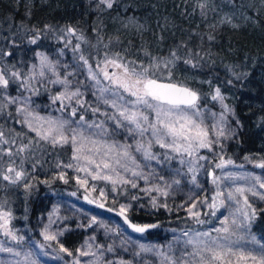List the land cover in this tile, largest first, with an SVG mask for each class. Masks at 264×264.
<instances>
[{"label":"rangeland","instance_id":"obj_1","mask_svg":"<svg viewBox=\"0 0 264 264\" xmlns=\"http://www.w3.org/2000/svg\"><path fill=\"white\" fill-rule=\"evenodd\" d=\"M178 2L154 0L146 14L158 18L159 11L172 12ZM252 2L184 0L181 10L187 3L188 10L196 9L203 24L232 25L249 20L248 12L257 10ZM257 4V7L264 6V3ZM135 24L136 20L125 19L123 27ZM49 32L28 36L27 44L22 47L26 54H18L24 56L21 62L13 64L8 49H0V55L5 54L2 61L6 65L0 75L8 83L14 80L18 84L14 95L2 94L1 101L4 106L12 107L14 120L23 130L22 136L32 137L28 136L27 140H35L55 153L65 150L62 158L54 154V166L62 172H72L83 194L80 199L85 202L74 195L54 193L48 213L39 219L38 227L31 228L17 224L19 216L0 202V248L12 249V252L0 251V264H209L210 261L221 264L211 260L209 248L224 252L231 248L237 254L259 256L264 236L256 231L254 222L258 211L264 208V187H261L264 162L247 164L225 155L226 145L235 136L234 111L227 95L205 80L203 83L209 91L198 94L196 108L187 110L189 114L198 113L194 118L208 131L209 147H198L195 141L189 147V142L184 140L173 143L170 137L158 138L149 128V124L157 123L156 112L144 104H135L136 98L118 86L116 79L122 77L123 68L112 64L113 58H104L94 67L88 59L86 40L79 32L70 28ZM0 38L4 41V37ZM161 66L152 64L143 68L149 69L151 79L171 81L167 66ZM105 71L113 79L105 78ZM217 89L219 97L213 99ZM41 95L49 96V102H42ZM147 99L149 103H156ZM125 108L146 115L148 122L141 121V125L148 130L141 134L135 124L124 120L120 112ZM47 121L64 123L63 132L70 142L53 144L51 138L42 139L33 129L44 132ZM74 134L76 144L71 143ZM6 143L14 141L0 135V148ZM29 144L26 142L24 148ZM81 145V151L77 152L76 148ZM76 156L80 159H74ZM258 164L259 168H255ZM11 168L14 171L7 176L13 179L21 169ZM118 189L122 190L123 197H130L120 204L123 212L135 201L145 203L149 209L181 207L195 225L185 229L168 228L160 234V239L151 238L146 233L136 235L109 213L85 205L86 202L103 204ZM225 220L227 225L222 224ZM72 222L74 227L85 231L74 253L68 249L61 251L62 246L57 243ZM225 226L228 232L217 231ZM9 232L16 239L6 234ZM45 234L56 239L46 240ZM16 252L20 255H14ZM229 260L232 264H254L251 259L238 260L231 253L225 256L224 264Z\"/></svg>","mask_w":264,"mask_h":264},{"label":"trees","instance_id":"obj_2","mask_svg":"<svg viewBox=\"0 0 264 264\" xmlns=\"http://www.w3.org/2000/svg\"><path fill=\"white\" fill-rule=\"evenodd\" d=\"M95 1L0 0V37H4V41L0 38V49H8L13 64L21 62L24 56L18 54H26L22 47L29 35L70 28L85 38L90 52L88 59L94 67L104 58L138 69L152 64L160 67L163 62L161 67L167 66L172 82L186 85L198 94L209 91L203 83L207 80L227 95L233 107L235 136L226 145L227 158L231 156L247 164L264 162V6L257 7L264 0H253L257 10L248 12L249 20L232 25L201 23L196 9L188 10V2L181 10L184 0H179L172 12L159 11L158 18L146 14L154 0H116L111 8ZM125 19L136 20L135 26L124 28ZM4 56L0 55V70L6 67L2 61ZM17 85L14 80L7 87L0 85V133L1 137L14 141L0 148V202L19 216L17 224L31 228L38 227L39 219L48 213L54 193L79 199L83 194L71 171L62 172L54 166L55 156L62 158L65 150L55 153L35 140H27L28 136L32 137L22 136L23 130L14 120L12 107L2 104V94L14 95ZM41 99L49 102L50 98L41 95ZM26 142L30 144L24 148ZM13 166L21 169L24 177L12 179L8 175L9 179L5 180L3 177L10 174L8 169ZM127 196L130 195L127 193ZM127 199L130 197H123L122 190L118 189L103 204L120 210V204ZM130 203L125 213L137 224H150L151 229L145 235L151 238L160 239V234L168 228L185 229L195 225L184 208L149 209L140 201ZM85 205L98 211L97 203ZM73 224L70 223L69 230L57 243L74 253L85 231ZM254 227L264 236V208L258 211Z\"/></svg>","mask_w":264,"mask_h":264},{"label":"snow or ice","instance_id":"obj_3","mask_svg":"<svg viewBox=\"0 0 264 264\" xmlns=\"http://www.w3.org/2000/svg\"><path fill=\"white\" fill-rule=\"evenodd\" d=\"M101 2L105 3L108 8H111L113 6V0H101ZM201 7H203V5H201ZM34 42L35 41H33V43ZM111 63L116 67L123 68L122 77L116 79L118 86L125 92H128L131 96L136 98L134 101L135 104H144L145 106H147L148 108H152L156 112L157 123L149 124V128L152 129V134L154 136H157L158 138L160 136L170 137L173 143L178 140H184L186 142H189V147H191V142L193 141L197 143L198 147L210 146L211 142L208 140V131L202 128L194 118L196 115H198V113L194 112L189 114V112L187 111L188 109H195L197 106L196 102L198 100V97L194 91H191L188 88L177 87L175 84L171 83H158L157 80L148 77V68H143L142 71L138 72L135 68L130 69L127 65L116 64L115 61H111ZM104 76L107 79H113V77L109 76L106 71L104 72ZM93 78L95 79L94 75ZM0 85L4 87H7L8 85V81L3 78V75H0ZM72 95H79V93H73ZM217 97H219V89L216 90V96H214L213 99H216ZM147 98H151V100L155 101L156 103H149V100ZM166 105L168 107H165ZM113 106H116L115 103H113ZM120 115L124 120L135 124L136 128L140 129L141 134H143L144 131L148 130L147 128H143L141 125V121H144L145 123L148 122V117L146 115L135 111L129 112L127 108L123 109L120 112ZM47 124L48 128L44 132H40L37 129L33 130L37 131V134L40 135L42 139L48 140L49 138H51V142L53 144L59 143L60 141H63L64 143L70 142L69 137L65 136L63 132L64 123L57 124V122L55 121H47ZM29 127H31V125H29ZM220 134L223 135L222 132ZM0 135H2V133H0ZM80 135L82 136V133ZM57 137H59V140L57 139ZM71 143L76 144V134L71 137ZM82 146L83 145L77 147L76 151L80 152ZM161 146L165 145L162 144ZM20 150L23 151L24 149L21 148ZM84 158L87 159V157ZM74 159H80V157L76 156L74 157ZM89 162L91 163L94 161ZM68 166L70 167L71 165ZM104 166L108 167L107 164H105ZM97 167H99V165H97ZM261 167H264V165H261ZM8 171L12 172L14 171V169L9 168ZM21 175L22 173L17 172V179L20 178ZM3 178L5 180L9 179L7 175H5ZM102 178L108 179L109 177ZM133 187H135V185H133ZM261 187H264V184H262ZM6 223L7 221H5V224ZM233 223H235V221H233ZM222 224L227 225V220L222 221ZM131 227L136 232H144L146 230L145 227H140L137 225H131ZM221 230L224 232H228V227L225 226L222 229H217V231ZM6 234L11 235L13 239H16V237L12 233L9 232ZM45 239L55 240L56 237L53 235L45 234ZM208 250L212 252L211 260L220 261L221 264H224V258L229 253L237 256L238 260L247 261L248 259H251L254 264H264V246L261 247L259 256L250 254L245 255L244 253L237 254L232 252L231 248H228L226 252H224L223 250L216 251L213 248H209ZM0 251L12 252V249L0 248ZM61 251L67 252L68 250L62 247ZM81 254L87 255V253ZM14 255L19 256L20 253L16 252L14 253ZM69 255H71V253H69ZM33 264H35V262H33ZM209 264H211V261L209 262ZM227 264H232V261L229 260Z\"/></svg>","mask_w":264,"mask_h":264},{"label":"water","instance_id":"obj_4","mask_svg":"<svg viewBox=\"0 0 264 264\" xmlns=\"http://www.w3.org/2000/svg\"><path fill=\"white\" fill-rule=\"evenodd\" d=\"M155 80H157L158 83H165V84L171 83V84H175L177 87L188 88L191 91H194L197 94V97H199L198 93L195 90L189 88L188 86H185V85H182V84H178V83H175V82H172V81L159 80V79H155ZM259 166H260V164L256 165L255 168H259ZM97 208L102 210V211H105L107 213H110V214L118 217L121 220V222L131 232H133L136 235H143V234H145L146 232H148L151 229V225L150 224H137V223L133 222L132 220H130L126 213H124V212H122L120 210H115V209H113V208H111L109 206H106V205L102 204V203H98L97 204ZM131 225H137V226H140V227H145L146 230L144 232H136L131 227Z\"/></svg>","mask_w":264,"mask_h":264}]
</instances>
